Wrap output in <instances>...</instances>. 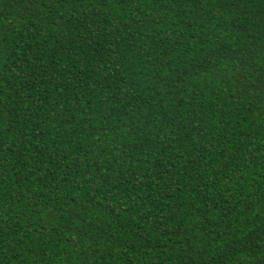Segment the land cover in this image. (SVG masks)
I'll list each match as a JSON object with an SVG mask.
<instances>
[{"label": "trees", "instance_id": "1", "mask_svg": "<svg viewBox=\"0 0 264 264\" xmlns=\"http://www.w3.org/2000/svg\"><path fill=\"white\" fill-rule=\"evenodd\" d=\"M0 264H264V0H0Z\"/></svg>", "mask_w": 264, "mask_h": 264}]
</instances>
